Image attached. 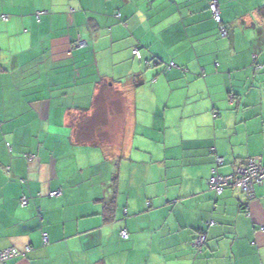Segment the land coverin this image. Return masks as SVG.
<instances>
[{"label":"crops","instance_id":"1","mask_svg":"<svg viewBox=\"0 0 264 264\" xmlns=\"http://www.w3.org/2000/svg\"><path fill=\"white\" fill-rule=\"evenodd\" d=\"M210 1L0 0L5 264H264V180L208 185L264 164V0Z\"/></svg>","mask_w":264,"mask_h":264},{"label":"built area","instance_id":"2","mask_svg":"<svg viewBox=\"0 0 264 264\" xmlns=\"http://www.w3.org/2000/svg\"><path fill=\"white\" fill-rule=\"evenodd\" d=\"M209 11L212 15V18L215 20V22L218 23L219 27V33L222 37L227 36V29L223 25L221 14H220V8L217 3V1L213 0L209 2ZM79 45H82L81 42H79ZM132 53L140 57V51L138 48H134ZM217 165H220L223 163L222 157L216 158ZM262 180H264V164L261 163V161L258 158H249L246 160L245 165L239 166L234 169V171L231 174L228 175H220L218 173H213V175L208 180V185L211 189H213L217 194H220L226 187L232 186L240 193H242L245 198L242 200L243 205L242 207H245L247 210V204L248 201H250L254 196V186L256 184H259ZM51 195H57V191H53L50 193ZM26 200H22V204H25ZM262 230H264V225L261 227ZM122 237H126L127 233L125 230L121 231ZM43 240L44 242H47V234H43ZM205 240L204 235H200L197 243L198 245H201L203 241ZM19 252L14 247L6 248L2 251H0V264H5V261L15 255H17Z\"/></svg>","mask_w":264,"mask_h":264},{"label":"trees","instance_id":"3","mask_svg":"<svg viewBox=\"0 0 264 264\" xmlns=\"http://www.w3.org/2000/svg\"><path fill=\"white\" fill-rule=\"evenodd\" d=\"M260 14L264 17V4L259 7Z\"/></svg>","mask_w":264,"mask_h":264}]
</instances>
